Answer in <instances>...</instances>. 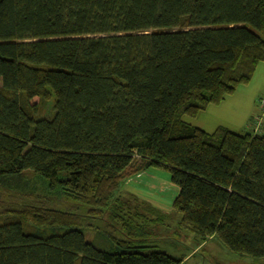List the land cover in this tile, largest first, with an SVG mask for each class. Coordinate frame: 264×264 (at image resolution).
Wrapping results in <instances>:
<instances>
[{
  "label": "trees",
  "instance_id": "1",
  "mask_svg": "<svg viewBox=\"0 0 264 264\" xmlns=\"http://www.w3.org/2000/svg\"><path fill=\"white\" fill-rule=\"evenodd\" d=\"M262 64L264 0H0V264H183L133 245L168 219L120 193L153 168L170 173L198 243L264 260V126L210 134L185 121ZM87 218L130 240L100 248Z\"/></svg>",
  "mask_w": 264,
  "mask_h": 264
},
{
  "label": "rangeland",
  "instance_id": "2",
  "mask_svg": "<svg viewBox=\"0 0 264 264\" xmlns=\"http://www.w3.org/2000/svg\"><path fill=\"white\" fill-rule=\"evenodd\" d=\"M263 66L264 64H262V68H264ZM263 84L264 74L261 73L259 79L254 77L253 81L249 85L240 87L237 94H241V92L244 90H248L245 92H250V88L253 90V92L258 93ZM263 96L264 94H262L260 98ZM227 100V103L224 102L222 105H220L221 107L214 106L215 109H213V107L211 110H221L225 106L229 107V103L232 99L228 98ZM54 102L55 99L52 98L49 101L43 103L41 106L42 117L52 118L54 116ZM258 105L260 107L259 103ZM256 108L259 110L257 106ZM260 110L259 113L263 114ZM232 111L233 109H224L218 111V123L227 125V127L236 131H245L242 129L241 125L245 124L247 120L244 122L245 117L243 120H241L239 113L237 112L235 115V113ZM185 119L190 120L189 117H185ZM243 133L246 134V132ZM35 184H40L42 191L44 192H46L44 188L49 187V181L39 175H35ZM120 193L121 196H135L140 200L141 206H144V208L146 204H149L168 215L166 222L162 223L160 221L158 222V225H152L153 229L150 228L153 233L152 237L147 236V238H143L144 240L135 238L133 241L134 246L150 247L151 249H149V251L157 250L165 252L178 259H184L183 264H264V260L242 257L232 253L217 238L210 239L208 242L202 244L198 243L195 240L194 234L182 229L179 226L181 216L174 213V202L178 195V187L171 182V175L165 170L153 168L143 173L128 177L124 181ZM3 199L9 202L8 204H5L6 202L2 204L0 203V211H2L4 207H8L9 203L11 202V200H8L6 197ZM143 202H145V204ZM70 205L71 204L62 201L57 203L56 206L69 209L71 208ZM85 210L86 208H84L82 212H85ZM144 210L146 211V209ZM109 223L111 226L108 224L106 219L102 223L101 219L87 218L84 221L82 231L90 242H94L100 248L112 252L122 251L123 248H121L114 238H117L121 241H127L130 239L124 236L121 226H117L111 221H109ZM144 229L149 230L147 227H142L138 230L139 232H142Z\"/></svg>",
  "mask_w": 264,
  "mask_h": 264
},
{
  "label": "crops",
  "instance_id": "3",
  "mask_svg": "<svg viewBox=\"0 0 264 264\" xmlns=\"http://www.w3.org/2000/svg\"><path fill=\"white\" fill-rule=\"evenodd\" d=\"M261 73L264 74V68H262V65L259 66L255 77L257 79H259V77L261 76ZM249 90H250V92H245L248 90H244L241 92V94H237L238 93L237 92L234 96L229 98V99H232L231 102L229 103L230 106L229 107L225 106L224 108L221 109V110H224V109L232 110L233 109L232 112H234L235 115L238 112L241 120H243L245 117L244 122L246 120H247V122H245V124L241 125L242 129H244L245 131H236L234 129H230L229 127H227V125L219 124L217 112L221 111V110L212 111L211 109L214 106L209 107L208 110L202 112L197 118H195V119L190 118V120L185 119V121L187 123L199 128V129L207 132V133H210V134L214 133L220 127L228 128L229 130H231L232 132L237 133V134L244 135L245 133H243V132H246V134L247 133H253L254 134L256 132V120L258 117H260L262 115L259 113L260 107L258 105V100L262 96V94H264V84L261 86L258 93L253 92V90H251V88ZM227 101L228 100H226L225 102L227 103ZM254 106H255V108L257 106L259 108V110H257V108H256V111H255ZM219 107H221V106H219ZM213 109H215V107ZM216 109H220V108H216ZM209 111H212V112H209ZM178 193H179V189H178Z\"/></svg>",
  "mask_w": 264,
  "mask_h": 264
},
{
  "label": "built area",
  "instance_id": "4",
  "mask_svg": "<svg viewBox=\"0 0 264 264\" xmlns=\"http://www.w3.org/2000/svg\"><path fill=\"white\" fill-rule=\"evenodd\" d=\"M258 103L263 114L256 120V132H262L264 126V96L260 98Z\"/></svg>",
  "mask_w": 264,
  "mask_h": 264
}]
</instances>
